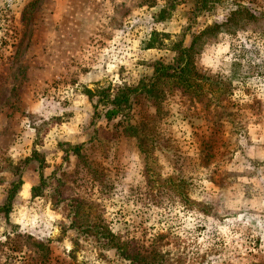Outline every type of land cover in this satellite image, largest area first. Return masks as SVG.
Masks as SVG:
<instances>
[{"label": "rangeland", "instance_id": "obj_1", "mask_svg": "<svg viewBox=\"0 0 264 264\" xmlns=\"http://www.w3.org/2000/svg\"><path fill=\"white\" fill-rule=\"evenodd\" d=\"M213 1L189 22L164 0H0V203L14 174L22 182L0 216V264H119L68 229L74 199L80 224L153 242L165 264H264V0ZM184 33L185 47L199 36L198 72L228 90L196 103L170 89L145 156L117 119L94 118V95L170 63L165 46ZM36 157L61 183L34 194Z\"/></svg>", "mask_w": 264, "mask_h": 264}, {"label": "trees", "instance_id": "obj_2", "mask_svg": "<svg viewBox=\"0 0 264 264\" xmlns=\"http://www.w3.org/2000/svg\"><path fill=\"white\" fill-rule=\"evenodd\" d=\"M157 0H147L150 5H155ZM169 8L180 6L187 7V20L194 21L200 14L208 11L214 1L209 0H164ZM164 9L160 10L158 16L161 20L166 17ZM181 35L180 40L165 46L174 54L172 61L164 64L156 61L152 65L150 76H143L134 85H123L115 91L100 90L94 95L96 98L95 109L101 107V110L94 112V118H104L107 122L116 120V126L126 137H132L136 140L137 149L140 153L147 156L155 149V137L152 133L153 123L158 122L165 115L163 104L168 96L170 89H178L183 93H191V98L196 103H201L205 99L207 103L222 101L227 90L223 80L220 77H211L200 74L194 65L193 47L199 36H191V42L188 47L183 45L184 37ZM207 86V87H206ZM216 93L220 95L215 97ZM146 102L143 107L145 111L140 112L138 124H133L132 119L135 116L133 111L135 106ZM148 109H153L152 116ZM81 146H73L70 151L80 157ZM38 161L39 184L34 187L32 193L45 188L50 190L51 182H59L56 178V172H52L49 177H44L42 173V164ZM64 160H67L65 155ZM15 180L11 181L4 198L0 203V216L7 221L9 214L13 209V201L20 192L22 185L21 176L14 174ZM183 181V180H181ZM210 182L217 185L218 181L210 179ZM53 199L59 203L63 201L61 193L57 188L51 191ZM154 200V199H153ZM82 201L74 199L68 201L70 209V223L68 229L77 231L78 236H83L84 241L93 243L96 248L106 252H111L119 264H165L167 262L166 253L161 252L152 242L151 246L138 245L133 240H122L115 235L108 227L101 223L91 222L80 224V213ZM157 240L154 239L155 242Z\"/></svg>", "mask_w": 264, "mask_h": 264}]
</instances>
